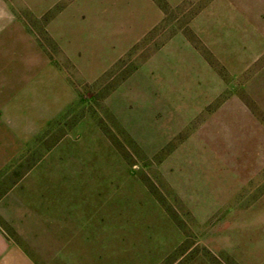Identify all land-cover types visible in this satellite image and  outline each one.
<instances>
[{
	"label": "rangeland",
	"instance_id": "obj_1",
	"mask_svg": "<svg viewBox=\"0 0 264 264\" xmlns=\"http://www.w3.org/2000/svg\"><path fill=\"white\" fill-rule=\"evenodd\" d=\"M0 10V84L16 71L39 94L0 115L9 255L264 264V0Z\"/></svg>",
	"mask_w": 264,
	"mask_h": 264
},
{
	"label": "crops",
	"instance_id": "obj_2",
	"mask_svg": "<svg viewBox=\"0 0 264 264\" xmlns=\"http://www.w3.org/2000/svg\"><path fill=\"white\" fill-rule=\"evenodd\" d=\"M6 12L5 10H0V32L13 20L9 18ZM18 74L19 73L16 71L13 73L8 72L6 83L0 84V115L2 118L5 117L7 122L10 120L9 116L13 114V112L8 109L39 106L38 89L33 88V86H31V88L30 86L24 88L22 80H20L21 76ZM20 81L22 83L21 86L18 85ZM15 82L16 84H14ZM10 246L11 245L8 244L5 237L0 234V264H21L13 253L9 255ZM14 250L15 249H13L12 252H15Z\"/></svg>",
	"mask_w": 264,
	"mask_h": 264
}]
</instances>
